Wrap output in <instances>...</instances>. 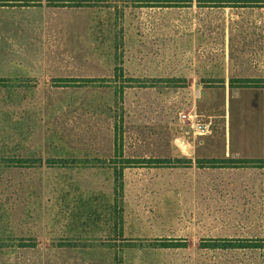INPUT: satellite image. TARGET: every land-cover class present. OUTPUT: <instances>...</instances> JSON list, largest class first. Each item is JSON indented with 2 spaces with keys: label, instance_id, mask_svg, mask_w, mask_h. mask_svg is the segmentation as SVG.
Masks as SVG:
<instances>
[{
  "label": "rangeland",
  "instance_id": "rangeland-1",
  "mask_svg": "<svg viewBox=\"0 0 264 264\" xmlns=\"http://www.w3.org/2000/svg\"><path fill=\"white\" fill-rule=\"evenodd\" d=\"M35 1L0 6L51 66L0 39V264H264V160L185 164L195 115L262 147L263 88L230 85L264 86V0Z\"/></svg>",
  "mask_w": 264,
  "mask_h": 264
},
{
  "label": "crops",
  "instance_id": "crops-1",
  "mask_svg": "<svg viewBox=\"0 0 264 264\" xmlns=\"http://www.w3.org/2000/svg\"><path fill=\"white\" fill-rule=\"evenodd\" d=\"M49 1V0H48ZM47 7H68V6H53V5H47ZM69 8V7H68ZM69 17L67 15L62 16L61 22H60V29L62 30H69ZM26 22H23L22 16H14L12 17H0V39H4L7 43L10 42L12 44H9L12 52L15 53L13 59L18 60L20 65H27L25 61H29V59L32 58L40 62L45 70H48L46 68L51 67L49 66V60L46 59V57H38V55L35 54L34 51H31L27 45L23 46L24 43H21L20 39L17 41V34H22L21 32L23 29L27 28ZM64 43H62L63 45ZM19 45V46H18ZM10 49V50H11ZM10 50H5L4 55H8L10 53ZM8 52V53H6ZM32 53V54H31ZM70 60L69 55L63 52L61 53V56L56 59L57 62L61 63L62 71L64 70V63L65 67L67 68L68 62ZM17 64V61H16ZM44 71V70H43ZM63 76V73H62ZM13 77V76H10ZM17 77V76H15ZM5 78L1 77L0 79ZM58 78V77H55ZM260 111V104L257 108V120H258V134L261 135V132L263 130V141H262V147L259 143V146L256 149H254V152H252L251 148L248 150H245V152H232L230 143H229V137L227 136V141L224 143V146L222 145L220 138L216 136L212 137H201L199 141L196 143V141H189L185 140L188 143L189 148V155H187L185 158L192 159L193 162L196 164V159H204V158H230V156L237 155L238 157L242 158H249V159H259L264 156V98H263V128H262V118ZM262 111V108H261ZM261 137V136H260ZM261 142V140H260ZM262 148V150H261ZM192 165V164H191ZM208 169L207 167H197L196 165L190 166L188 169L195 170V169ZM174 185H194L193 181H187L184 183L180 182H173Z\"/></svg>",
  "mask_w": 264,
  "mask_h": 264
},
{
  "label": "trees",
  "instance_id": "trees-1",
  "mask_svg": "<svg viewBox=\"0 0 264 264\" xmlns=\"http://www.w3.org/2000/svg\"><path fill=\"white\" fill-rule=\"evenodd\" d=\"M72 4L68 5V7H83V6H89L86 3H84L83 0H71ZM150 4H148V7H178L180 5L173 4V1H178V0H162L163 4H153L155 0H148ZM240 3L231 5V7H253V6H259L263 8V5H257L250 3L252 0H237ZM35 0H0V6H5V5H10V6H32L35 3ZM61 0H49V4H57L54 6H67L65 4H60ZM219 6H224V5H219ZM234 80H238V84H234ZM56 81H62V80H56ZM65 81V80H64ZM231 81V87H238V88H246V87H260L263 88L264 92V86L259 85V84H251L249 79H243V78H238V79H233ZM264 94V93H263ZM181 162V159H179ZM264 160V156L259 159H249V158H204V159H196V166L197 167H246V166H251L250 164H255L256 167H259V164ZM158 162V166H175L172 161L166 160V159H161ZM177 159V164L180 163ZM187 166H191V161L186 162ZM128 166H132L129 164ZM137 166H145V167H152L153 165H143L140 163ZM156 166V165H155ZM259 248L261 245H257ZM226 247H235L234 245L226 246Z\"/></svg>",
  "mask_w": 264,
  "mask_h": 264
},
{
  "label": "built area",
  "instance_id": "built-area-1",
  "mask_svg": "<svg viewBox=\"0 0 264 264\" xmlns=\"http://www.w3.org/2000/svg\"><path fill=\"white\" fill-rule=\"evenodd\" d=\"M190 118V117H189ZM195 118H200L198 115L192 118L191 127L196 131L199 136H206L210 133V123L206 121L197 120Z\"/></svg>",
  "mask_w": 264,
  "mask_h": 264
}]
</instances>
